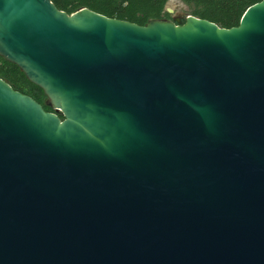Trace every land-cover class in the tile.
<instances>
[{
	"label": "water",
	"instance_id": "water-1",
	"mask_svg": "<svg viewBox=\"0 0 264 264\" xmlns=\"http://www.w3.org/2000/svg\"><path fill=\"white\" fill-rule=\"evenodd\" d=\"M173 5L0 0L54 111L0 78V264H264V0L230 29Z\"/></svg>",
	"mask_w": 264,
	"mask_h": 264
},
{
	"label": "trees",
	"instance_id": "trees-1",
	"mask_svg": "<svg viewBox=\"0 0 264 264\" xmlns=\"http://www.w3.org/2000/svg\"><path fill=\"white\" fill-rule=\"evenodd\" d=\"M174 1L181 2L185 14L217 24L221 28L237 27L245 10L262 0H51L58 10L72 14L88 8L108 18L146 26L151 20L171 21L166 11ZM173 9V8H172ZM0 78L15 91L31 97L45 111L54 113L47 105L42 90L30 83L15 65L0 57ZM59 117L61 115L58 114Z\"/></svg>",
	"mask_w": 264,
	"mask_h": 264
},
{
	"label": "rangeland",
	"instance_id": "rangeland-1",
	"mask_svg": "<svg viewBox=\"0 0 264 264\" xmlns=\"http://www.w3.org/2000/svg\"><path fill=\"white\" fill-rule=\"evenodd\" d=\"M171 8H173V10H174V12H173L172 14H170V15H171V21L174 22V21L180 19V18H179V14H180L181 12H180V10L174 8V5H173V4L171 5Z\"/></svg>",
	"mask_w": 264,
	"mask_h": 264
}]
</instances>
